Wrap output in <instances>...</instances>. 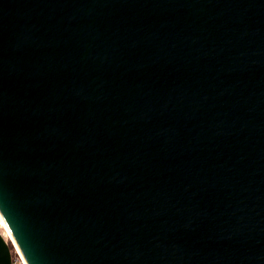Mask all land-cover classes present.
<instances>
[{"label": "water", "instance_id": "water-1", "mask_svg": "<svg viewBox=\"0 0 264 264\" xmlns=\"http://www.w3.org/2000/svg\"><path fill=\"white\" fill-rule=\"evenodd\" d=\"M0 214L27 264H264V0H0Z\"/></svg>", "mask_w": 264, "mask_h": 264}, {"label": "rangeland", "instance_id": "rangeland-1", "mask_svg": "<svg viewBox=\"0 0 264 264\" xmlns=\"http://www.w3.org/2000/svg\"><path fill=\"white\" fill-rule=\"evenodd\" d=\"M0 233L3 235V237L5 238V240L7 241V243L9 244V246H11L12 249H13V250H11L12 261L14 262L17 259L20 261V259L18 257V253H17V248L15 247V244L10 240V238L6 234L7 232L4 229H0Z\"/></svg>", "mask_w": 264, "mask_h": 264}, {"label": "bare ground", "instance_id": "bare-ground-1", "mask_svg": "<svg viewBox=\"0 0 264 264\" xmlns=\"http://www.w3.org/2000/svg\"><path fill=\"white\" fill-rule=\"evenodd\" d=\"M0 229H4L7 232L6 234L8 235L10 240L15 244V247L17 248V252L21 253V251L19 250L18 246L16 245V243H15V241H14V239H13V237H12V235H11V233H10V231H9V229H8L4 219H3V217L1 216V214H0Z\"/></svg>", "mask_w": 264, "mask_h": 264}, {"label": "built area", "instance_id": "built-area-1", "mask_svg": "<svg viewBox=\"0 0 264 264\" xmlns=\"http://www.w3.org/2000/svg\"><path fill=\"white\" fill-rule=\"evenodd\" d=\"M18 257H19L20 261L17 259L14 262L12 261V264H27L26 261L24 260V257L22 256L21 253H18Z\"/></svg>", "mask_w": 264, "mask_h": 264}, {"label": "trees", "instance_id": "trees-1", "mask_svg": "<svg viewBox=\"0 0 264 264\" xmlns=\"http://www.w3.org/2000/svg\"><path fill=\"white\" fill-rule=\"evenodd\" d=\"M8 245H9V244H8ZM9 247H10V250H13L11 246H9Z\"/></svg>", "mask_w": 264, "mask_h": 264}]
</instances>
